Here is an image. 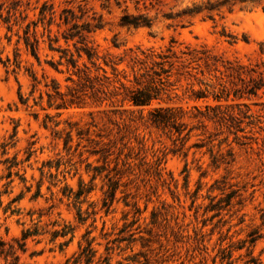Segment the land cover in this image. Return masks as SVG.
<instances>
[{
	"label": "rangeland",
	"instance_id": "1",
	"mask_svg": "<svg viewBox=\"0 0 264 264\" xmlns=\"http://www.w3.org/2000/svg\"><path fill=\"white\" fill-rule=\"evenodd\" d=\"M209 1L221 0H0V242L33 232L23 263L75 264L88 239L96 251L93 264L100 257L115 262L135 254L153 264H264L263 90L241 100L232 93L228 101H199L186 93L194 81L183 80L178 98L148 107L129 106L121 96L48 108L45 83L56 80L63 92L68 85V75L51 66L61 54L50 47L75 52L64 36L73 24L87 22L102 26L89 41L103 66L106 55L119 58L137 47L162 50L173 42L216 59L218 71L212 67L203 77L207 83L240 89L239 79L225 73L228 63L264 78V0L184 14ZM126 13L147 17L151 28L122 25ZM35 42L39 61L27 46ZM33 75L41 81L35 93ZM206 105L229 108L238 119L208 123L206 136L197 137L202 130H195L184 147L151 123L157 108L192 113ZM124 110L133 114L122 116ZM184 122L198 126L189 118ZM209 136L211 145L192 148ZM212 146L229 164L212 165ZM95 150L108 159L91 155ZM81 183L91 192L77 197Z\"/></svg>",
	"mask_w": 264,
	"mask_h": 264
},
{
	"label": "trees",
	"instance_id": "2",
	"mask_svg": "<svg viewBox=\"0 0 264 264\" xmlns=\"http://www.w3.org/2000/svg\"><path fill=\"white\" fill-rule=\"evenodd\" d=\"M262 0H221L218 2H207L202 6H196L184 12L186 15L201 14L204 12L211 13L215 10H220L223 7H228L236 2L240 3H254ZM70 14V11H65ZM210 17V16H209ZM212 18V17H210ZM64 24L70 23L69 18L63 19ZM121 23L127 27H146L151 28L152 21L147 17L133 16L124 14ZM100 22L96 25L85 23L82 26L73 24L68 33L64 36L66 44L73 42L75 52L69 49H54L52 51L61 54L60 61L57 65L51 66L60 74H67L66 92L62 91V86L56 80L51 83H45V93L48 98V108H55L57 110L69 109L71 107L85 106L89 99L95 98L96 101H112L118 97H123L122 103H128L132 107H148L156 101H172L178 98L177 87L182 81H194L199 86H204V90H195L194 83L189 84L187 92L190 99L194 100H208L212 96L215 101H228L230 94L234 93L235 99L241 100L244 95L247 97H257L260 91H264V78L261 74H257L255 69L244 67L240 64L233 65L228 63L224 65L225 73L228 78H237L242 83V87L237 89L236 84L233 86L236 89H229L226 85L207 83L203 77L206 74L211 75V69L217 70L216 59H213L205 50H198L191 47L176 48L173 44L165 49L155 50L142 49L137 47L129 49L125 54L119 58L106 55L103 57V65L99 64V53L97 49L89 41V35L101 30ZM51 43L54 42L50 39ZM36 43V42H35ZM58 43V40L55 41ZM31 50L33 57L39 61L37 54L38 45L27 43ZM115 48H119L114 43ZM215 61V63H211ZM123 69L120 70V67ZM60 67H64L65 71ZM106 67V68H105ZM93 68V69H92ZM111 73L109 74V71ZM95 74V75H94ZM248 76L249 80L245 81L243 76ZM35 82L32 93H35L41 81H38L33 75ZM70 84V85H69ZM234 83H230L233 85ZM118 85V86H117ZM219 87V88H218ZM19 99L22 105L28 104V99H24L21 93ZM40 101H43V94H40ZM36 105L39 103L35 102ZM114 104V103H112ZM236 107H239L237 105ZM229 108L225 110L222 106L206 105L203 109L194 107L192 113H187L183 109L176 108H157L150 112V119L152 125L158 129L166 131L170 138L174 137L175 142H180L184 147L193 137L195 130H202L197 137L206 136L208 123L217 125H225L230 120L238 119L233 113H230ZM44 110V109H43ZM133 114L132 112L124 110L121 115ZM188 114H190L188 116ZM240 115L242 112L239 113ZM49 122L54 119L46 115ZM185 118H189L198 123L197 127H189L184 122ZM48 121L45 122L47 127ZM128 128H126L127 130ZM70 136V134H69ZM207 143L197 142L192 148L202 149L205 146L211 145L214 140L211 136L208 137ZM219 145L218 148H220ZM127 147V144H125ZM212 158V165L229 164L221 150L214 151V146L209 149ZM91 155H101L103 160H107L109 155H104L103 151H92ZM228 156H231L229 152ZM80 192L77 197L84 194H89L91 191L87 190L85 186L80 184ZM114 192V191H113ZM115 196V195H114ZM106 204V200L104 202ZM106 206V205H105ZM35 236L30 230L22 232L21 238L13 239L11 242H0V261L1 264H26L22 262V255L27 253V241L29 238ZM87 246L82 249L75 264H93L96 258V251L92 248V242L86 239ZM64 246V245H62ZM34 256V253L31 255ZM143 258V261L141 260ZM95 264H153L151 259L145 254H135L132 257L123 258L113 262L112 257H100Z\"/></svg>",
	"mask_w": 264,
	"mask_h": 264
}]
</instances>
